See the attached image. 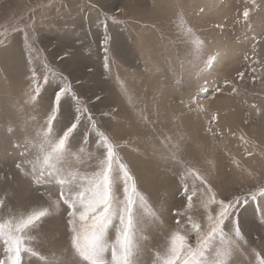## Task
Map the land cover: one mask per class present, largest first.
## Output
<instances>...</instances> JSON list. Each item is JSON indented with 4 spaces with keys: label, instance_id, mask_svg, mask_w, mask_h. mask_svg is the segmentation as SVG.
I'll return each mask as SVG.
<instances>
[{
    "label": "rangeland",
    "instance_id": "obj_1",
    "mask_svg": "<svg viewBox=\"0 0 264 264\" xmlns=\"http://www.w3.org/2000/svg\"><path fill=\"white\" fill-rule=\"evenodd\" d=\"M246 8L247 21L243 17ZM105 37L109 38L108 68L104 67ZM263 42L264 0H0V198L6 194L8 203L0 209V219L7 218L8 208L20 215L47 207L50 191L51 199L58 196L53 185L16 174L14 162L20 154L9 141L27 137L36 146L30 145V150L39 154L43 141L39 133L51 112L53 89L63 83V74L83 103L90 98L87 106L119 145V157L159 218L153 222L147 210H142L140 264H152L155 252L164 251L166 235L176 226L174 212L206 224L207 209L215 207L209 204L213 194L217 200L247 199L230 210L224 236L216 238L215 247L230 251L225 258L228 264H253V249L264 250V216L259 211L264 207V168L245 169L249 171L235 178L215 161L213 166L206 161L215 159L219 151L238 157L234 150L238 143L228 145L225 139H238L240 145L264 151L263 140L256 137L264 116ZM33 70L42 88L36 100L29 98L35 87L29 84ZM217 87L220 91L213 92ZM224 89L231 91L230 102H223L228 95ZM198 93L202 94L197 99ZM204 100L210 107L227 106L238 123L220 114L217 124ZM66 113L65 104L53 121L54 133L62 134ZM9 126L15 128L16 136H10ZM80 140L78 132L73 144L79 147ZM97 148L89 143L82 155H74L71 170L90 173L89 155L97 157L92 166L101 156ZM246 156L245 160L251 157ZM185 168L220 183L212 186L208 182L212 192H206L198 181L185 177ZM224 175L232 181L224 183ZM174 178L178 185L170 188ZM193 192L188 208L187 195ZM232 222H238L246 241L239 248H229ZM65 223L61 205L47 218L41 239L34 243L53 264H59L68 246ZM182 223L190 228L186 219ZM108 235L114 240V229ZM189 240L195 244L194 233H189ZM106 258L111 259L110 251ZM25 262L44 264L31 256Z\"/></svg>",
    "mask_w": 264,
    "mask_h": 264
},
{
    "label": "snow or ice",
    "instance_id": "obj_2",
    "mask_svg": "<svg viewBox=\"0 0 264 264\" xmlns=\"http://www.w3.org/2000/svg\"><path fill=\"white\" fill-rule=\"evenodd\" d=\"M243 17L247 21L249 9L244 10ZM108 40L109 38L105 37L102 42L105 68L109 67ZM60 79L63 83L57 84L53 89L51 112L45 127L39 133L43 137L39 154L30 150L32 140L27 137L23 141L20 138L14 143L9 141L13 149L20 154L19 160L14 162L16 174L31 176L37 184L45 182L53 185L58 196L55 200L51 199L53 193L50 191L48 206L33 209L27 214L15 215L12 209L8 208L7 218L0 219V264H26V256L38 257L44 264H53V261L38 251L40 245L34 246V243L41 239L47 218L54 211H58L61 205L64 206L66 214L68 246L61 253L64 258L59 264H140L137 256L143 232L142 210H147L153 217V222L159 218L149 209L145 197L138 190L134 176L119 157L117 151L119 145L112 142L87 106L91 103L90 98H87V103H83L81 94L75 91L71 81L63 74L60 75ZM43 82L48 85L47 75L43 76ZM29 84L35 85L29 98L36 100L41 95L42 88L41 79L35 70L32 71ZM216 91L220 89L217 87L213 90ZM207 92V89H203V93ZM201 94H197V99ZM192 102L194 101H190ZM65 104L67 123L61 129L62 134L54 133L53 121ZM212 119L214 121L215 117ZM8 132L10 136H16L14 127L9 126ZM78 132L81 140L78 142L79 147H76L73 141ZM208 132L211 133V127L208 128ZM165 140H168V137H165ZM89 143L98 146L97 151L101 152L99 163L92 166L91 162L97 157L89 155V166L93 167L90 173L87 170L72 171L70 159L74 155H82ZM188 176L198 181L199 187L206 192H212L207 179L195 169L185 168V177ZM187 191L185 187V192ZM194 195L195 192L187 195L188 208L192 207ZM249 195L255 199L254 192H250ZM247 202V199L242 201L239 197L234 200H217L213 194L209 204L215 207L207 209L206 224L190 216L186 217V214L174 212L176 226L166 235L164 251L155 252L152 264H228L225 258L230 255V251L217 249L215 241L218 236H224V228L227 227L225 221L231 215L230 210ZM6 207L8 203L5 194V198H0V209ZM259 211L264 216V207ZM185 219L190 228H186L182 223ZM232 224L229 248H239L246 241L238 222ZM110 228L115 231L114 240L109 239ZM190 232L195 234V244L189 240ZM109 251L110 260L106 258ZM253 254V264H264V250L253 249Z\"/></svg>",
    "mask_w": 264,
    "mask_h": 264
},
{
    "label": "bare ground",
    "instance_id": "obj_3",
    "mask_svg": "<svg viewBox=\"0 0 264 264\" xmlns=\"http://www.w3.org/2000/svg\"><path fill=\"white\" fill-rule=\"evenodd\" d=\"M66 42H68L70 39H65ZM64 40V41H65ZM264 43V42H263ZM117 50L119 53L122 52L123 50V46H122V41L119 40L118 41V44H117ZM261 53H263L264 55V47L262 49H260ZM147 53V52H146ZM75 56V55H74ZM76 57V56H75ZM233 62H236V59L235 57L232 59V63ZM230 64V63H229ZM225 66V63L222 65V67L224 68ZM227 91V96L226 97H223V102L226 103V102H230L231 101V97H233L232 95H230L231 91L229 89H224ZM225 92V91H224ZM230 95V96H229ZM204 105L206 107V109L208 110V112H210L213 116H216V123H220L219 121V117H220V114H222L223 117H227L228 118V121H233L234 124H236V122L238 123V120L235 119V112L233 113L229 108H227V106H217V108H214V107H210L209 106V102L208 100H204ZM215 114V115H214ZM253 117H249L250 120H252ZM221 130H223V133L225 132V129L221 128ZM226 133V132H225ZM132 134V133H131ZM256 137L258 139L259 142H262L263 140V143H264V116H263V120H262V123H261V126L257 129V133H256ZM263 138V139H262ZM225 142L228 143V145H233L235 146V143L234 142H237L238 143V147L237 149H234V150H237L236 152L238 157H232L230 156L232 152H228L229 155H227V153H225L224 151H219V154H216L215 155V159H209L206 161V164L207 166H213V161H215L217 164L220 165V167L229 172V173H233V176H235V178H238L240 177V175H242V173H246L248 172L249 170L247 171H243L245 169H248V168H256L257 165H258V168L259 169H263L264 168V151H261V153L257 151H255L252 147L250 148H247L248 145H240V141L237 139V140H232V139H225L224 140ZM244 146V148H243ZM224 148H228L224 146ZM243 148V149H242ZM229 149V148H228ZM230 150V149H229ZM211 151L212 154H214V150H210L208 149V152ZM242 151V152H241ZM244 151V152H243ZM260 151V150H259ZM222 152L224 154H222ZM252 154L250 155L251 157L250 158H246L247 160H245V157L246 156V153H251ZM240 153V154H239ZM254 153V154H253ZM261 155H259V154ZM247 157V156H246ZM234 165V166H233ZM203 167V166H202ZM205 168V167H204ZM216 168V167H215ZM255 171V170H254ZM253 171V172H254ZM221 175V174H220ZM223 175V174H222ZM238 176V177H237ZM224 178H222L223 182L224 183H227L229 181H232V177L231 176H223ZM205 178L207 179V177L205 176ZM233 177V179H235ZM207 181L213 186L214 184H218L220 183L219 180H215L216 183H214L212 180L210 179H207ZM222 182V181H221ZM178 184H177V179L174 178L173 181H172V185H170L169 187L170 188H174L176 187Z\"/></svg>",
    "mask_w": 264,
    "mask_h": 264
}]
</instances>
